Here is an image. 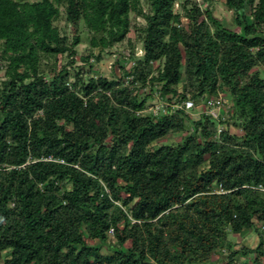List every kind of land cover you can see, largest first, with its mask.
<instances>
[{
	"label": "trees",
	"instance_id": "16d2710c",
	"mask_svg": "<svg viewBox=\"0 0 264 264\" xmlns=\"http://www.w3.org/2000/svg\"><path fill=\"white\" fill-rule=\"evenodd\" d=\"M215 2L0 0L3 264H206L225 251L221 264H264V0H223L237 29ZM80 22L90 49L76 65ZM132 27L131 67L91 74ZM223 94L226 117L190 115ZM243 230L255 247L229 239Z\"/></svg>",
	"mask_w": 264,
	"mask_h": 264
},
{
	"label": "rangeland",
	"instance_id": "374dc122",
	"mask_svg": "<svg viewBox=\"0 0 264 264\" xmlns=\"http://www.w3.org/2000/svg\"><path fill=\"white\" fill-rule=\"evenodd\" d=\"M180 1V0H179ZM199 2L201 0H198ZM180 4V2H179ZM178 3L175 4V8L179 9L180 5ZM213 15L216 19H218L224 26L230 27V28H236L234 23V12L233 10L228 9L224 3L223 0H216V2L213 5L212 8ZM132 24L135 25H141L144 24V19L141 16H137L134 18L132 15ZM183 22L187 23V19L183 18ZM65 23V18H61L59 21L56 22L57 25L62 27ZM237 29V28H236ZM78 33L80 35L81 42L79 45L76 46V54H75V60L76 65L82 64L81 56H86L89 53V37L90 32L87 30L85 25L80 22L78 25ZM134 49L135 55L139 56L142 54L141 50V41L139 40L137 36V30L135 27H132L130 32L128 33L127 39H125L123 42L118 43L114 45L111 49H109L110 52H104L102 55L101 60L95 61L92 58L90 59L91 62V74L93 75H102L108 78H112L114 76H120L121 75V68L124 67L125 69H129L133 63L132 58L129 56L131 49ZM94 53L98 52V49L93 50ZM70 59V57L67 54H64L60 56V61L58 63V67L60 65L66 64L67 61ZM88 68V67H87ZM258 69L260 72L264 75V65L259 66ZM4 70H0V77L3 78ZM147 90V88H146ZM143 96V93H141V97ZM224 98V105L221 109V113L223 116H227L228 109L230 107V100L228 96L223 94ZM152 101V102H151ZM150 102L153 105L163 104L165 105V101L158 96V92H154V99ZM151 106L147 108V112H152L150 109ZM203 103H199L198 107L196 109L190 111V115L193 118H197L200 113L203 112ZM221 128H224L223 125H219ZM185 134V132H178V133H170L166 137H163L155 142V145H161V144H175L178 142L181 137ZM229 239L232 240L236 248H239L241 246L246 247H255L258 243V238L255 232L249 231V230H243L241 233L238 234H230ZM91 243L99 244L98 241H90ZM115 243V238L112 235H109L106 241L105 245L101 246V252L104 254L110 253V245ZM226 254L227 252H222L221 254H214L212 257L213 263H206V264H221L225 262L226 260ZM241 260L246 262L248 259L246 257H241ZM0 264L2 263V260H0Z\"/></svg>",
	"mask_w": 264,
	"mask_h": 264
},
{
	"label": "built area",
	"instance_id": "2783aa9c",
	"mask_svg": "<svg viewBox=\"0 0 264 264\" xmlns=\"http://www.w3.org/2000/svg\"><path fill=\"white\" fill-rule=\"evenodd\" d=\"M224 98L223 95H219L218 97H208L206 99H204L203 101V112L206 114H210L212 115L214 118L218 119L220 115H222L221 113V109L224 105ZM163 104H158V105H153L150 107V109L152 110V112L154 114H157L160 110L163 109ZM179 107H183L185 110H190L193 109L195 107V103L193 100L190 99H186L185 101H183ZM222 130V128L220 126H218V133ZM60 162H63V160H61ZM257 189L260 190H264V188L259 185L258 187H256ZM217 192L222 191L221 187H219L218 189H216ZM108 235H113V229L110 228V230L108 231Z\"/></svg>",
	"mask_w": 264,
	"mask_h": 264
},
{
	"label": "water",
	"instance_id": "95a60500",
	"mask_svg": "<svg viewBox=\"0 0 264 264\" xmlns=\"http://www.w3.org/2000/svg\"><path fill=\"white\" fill-rule=\"evenodd\" d=\"M140 263L141 264H155L154 262H143V261H141Z\"/></svg>",
	"mask_w": 264,
	"mask_h": 264
}]
</instances>
